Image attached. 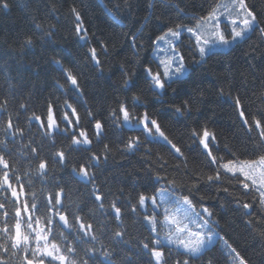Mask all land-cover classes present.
I'll list each match as a JSON object with an SVG mask.
<instances>
[{
  "label": "trees",
  "instance_id": "trees-1",
  "mask_svg": "<svg viewBox=\"0 0 264 264\" xmlns=\"http://www.w3.org/2000/svg\"><path fill=\"white\" fill-rule=\"evenodd\" d=\"M3 2L0 0V105L7 103L6 110L0 111V140L7 143L6 148L0 146V152L11 165L10 174L14 170V175H19L20 183L24 184L21 204L25 200L31 203V193L35 192L40 206L35 215L41 216L48 194L63 188L62 203L69 218L76 213L93 224L99 237L94 246L100 249L102 243L110 250L112 264H155L142 247V242L153 238L142 219L144 210L138 208L133 213L131 206L137 203L139 193L151 192L156 174L175 180L177 191L185 194L197 177L212 174L207 157L191 138V130L206 127L214 133V154L225 159L232 158V153L241 160L252 159L264 151L257 144L259 130L254 126L252 131L248 130L234 103L238 97L250 124L253 119L264 123V35L259 29L251 31L244 40L208 55L203 61L189 50L187 36L182 37L181 51L188 71L157 97L142 71V65L152 60L149 37L167 26L194 27L195 18L206 15L219 0H6L7 9L2 7ZM246 3L257 14L260 27H264V0H246ZM73 7L87 29V44L78 41L74 31L77 22L71 11ZM48 31L52 33L50 37L45 35ZM201 32L207 37L210 29L205 27ZM132 34L137 36L135 49L130 44ZM28 38L33 41L31 46L25 45ZM101 42L107 51L102 49ZM91 47L97 49L102 71L89 58ZM54 59L61 60L77 76L82 95L72 89L64 72L53 63ZM151 66L156 70L155 62ZM125 71L136 73L127 88L123 84ZM133 95L140 97L135 107ZM66 100L80 117L77 134L79 130L86 131L92 141L90 146L71 145L67 133L56 134L53 143L42 135L37 121L29 122L28 117L33 113L44 118L51 103L63 129L65 123L61 117L65 111H71L64 107ZM184 101L188 102L190 111L183 116L175 114L174 107ZM121 103L136 114L147 110L184 156L177 157L162 140L145 139L139 128L118 125L111 113L116 110L119 114ZM21 104L26 107L22 109ZM9 116L15 128L23 130V136L14 139L5 136ZM96 120L103 125L99 137L94 128ZM130 137L140 138L138 149L131 152L125 149ZM32 148L37 152L33 153ZM59 150L66 154L63 166L53 163V154ZM93 154L100 157L95 169ZM41 158L48 161L50 168L44 180L35 173ZM162 161H167L163 168ZM81 165L94 170L95 186L104 196L103 213L92 194L93 185L72 174V168ZM26 172L30 175H25ZM13 183L19 191V185ZM223 188L229 191L224 192ZM194 195V203L198 201L213 212L211 220L216 223L211 226L218 235L199 256L190 258L189 264H239L236 253L246 264H264V208L258 203V192L246 191L236 178L224 175L213 185L202 179ZM7 197V202L12 200L10 193ZM2 199L4 194H0ZM113 200L121 207L122 225L115 221L109 207ZM244 203L252 204L253 208L244 209ZM56 225L66 237L58 236L61 248L74 247L78 258L87 259L84 249L93 246L92 243L78 240L75 230L68 232ZM117 230L124 232L123 240L127 243L114 238L113 232ZM0 243H5L2 233ZM228 245L236 252L231 253ZM163 250L166 264L187 258L183 250L174 246ZM0 255L8 264H20L15 256L8 259L2 250ZM97 259L96 264H100V258ZM93 263L89 260V264Z\"/></svg>",
  "mask_w": 264,
  "mask_h": 264
},
{
  "label": "snow or ice",
  "instance_id": "snow-or-ice-1",
  "mask_svg": "<svg viewBox=\"0 0 264 264\" xmlns=\"http://www.w3.org/2000/svg\"><path fill=\"white\" fill-rule=\"evenodd\" d=\"M2 7L4 9L9 7L6 0H4ZM71 11L75 14L77 22L74 31L78 41L82 44H87L89 36L87 29L83 26L80 14L75 7ZM195 19L196 24L194 27L182 24L167 26L166 30L149 37L152 48V60L146 61L142 65V71L157 97L166 90V86H170L174 81L181 80L188 71L185 64V56L181 51L182 37L187 36L190 46L189 50L197 53L200 60L203 61L208 55L230 47L231 44L237 41L244 40L251 31L259 29V32L264 35V27H260L257 14L248 6L246 0H228V2L219 0V2H214V6L211 7L206 15ZM222 23L224 25L223 28L221 27ZM37 27L39 28L40 26L37 25ZM205 27L210 29L207 37L201 32V29ZM51 34V31L45 33L49 37ZM32 43L31 38L25 41L26 46H31ZM130 44L134 49L137 48L136 34L130 36ZM101 47L104 51H107V47L103 42H101ZM140 47L143 48L142 42ZM88 52L90 60L98 70L102 71L97 49L91 47ZM159 53H164L165 55L160 56ZM154 62L156 63V70L151 66ZM53 63L64 72L72 89L82 95L77 76L71 70L65 68L61 60L54 59ZM135 75V72H124L123 84L125 88L132 83ZM132 101L133 107H135L139 103L140 97L133 95ZM6 103L5 101V105ZM234 103L243 123L249 126L248 130L252 131L253 126L256 130H259L257 144L261 149H264V123L260 119H253L250 124L238 97L235 98ZM5 105H0V111L6 110ZM20 107L23 109L26 106L21 104ZM64 107L71 111H65L61 117V120L65 123L63 129L60 127V122L55 116L54 107L51 103L47 106L44 118L33 113L28 117V120L29 122L37 121L39 128L43 130L42 135L51 139L53 143H55L56 134L67 133L70 135L71 145L77 147L90 145L92 141L86 131L79 130L77 134V128L80 124L77 109L67 100L64 102ZM186 111H190L187 101H184L180 106L174 107V113L180 116H183ZM88 115L92 116V113L89 112ZM111 115L115 118L118 125L139 128L145 135V139L162 140L177 157L184 156L182 149L166 135L158 120L151 118L147 110L142 114H136L134 111H130L125 103H121L119 105V114L116 110H113ZM14 128L12 118L9 116L4 128L5 136H10L13 139L17 135L23 136L22 129L15 128L13 130ZM94 128L97 137H99L103 128L101 121L96 120ZM69 129L72 131L69 132ZM191 138L194 142H198V146L201 147L203 154L207 157L208 166L212 169V174L197 177L191 186L188 187L186 194L177 191L178 186L175 180L156 174L151 192L148 194L145 192L139 193L137 203L131 206L133 213H137L138 208L144 210L141 213L142 219L147 224L153 238L149 242H142V247L150 253L155 264H166L163 249L165 247L171 248L172 246L176 249H182V254L187 257L177 260L176 264H189L190 258L199 256L218 235L211 226L216 223L211 220L213 212L198 201L194 203V200H196L194 193L199 191V184L202 179L209 185H213L221 181L224 175L236 178L244 190L259 193L260 199L258 203L264 208V151L259 152L252 159L241 160L235 153L231 154L232 158L225 159L224 156L214 154L216 137L206 127L200 130L193 128L191 130ZM6 143L5 140H0V146L6 148ZM139 145V137H130L125 149L130 152L135 151ZM105 148H107V145H105ZM31 151L33 153L37 152L36 148H32ZM53 156V163L61 166L65 164L66 154L63 150L55 152ZM91 159L98 162L100 157L93 154ZM166 164L167 161H162L160 167L163 168ZM10 169L11 165L8 159L5 158L3 152H0V194H4V199L0 200V210H3L0 212V217L3 218L0 233L3 234V239L5 240V243H0V250L3 253L8 254L10 249L12 250V256H16L18 252H23L24 264H45L46 260L48 264H52V261H56L58 264H89V260L95 261L98 257L100 258V264H112V252L102 243L100 244V249L94 246L99 237L94 231L93 224L85 222L84 218L76 213H72V218H69L67 210L64 209L62 203L63 188H59L55 194H48L44 205V214L36 216L35 213L40 207L37 203L36 193H31V203L25 200L21 204L20 197L25 194L24 184L20 183L21 177L19 175H14V170L13 174H10ZM49 171L48 161L41 158L35 173L44 180ZM72 174L82 182L93 185L92 194L95 201L99 202L97 205L98 210L102 213L105 212L104 196L95 186V176L90 174L89 168L85 165H81L79 168L73 167ZM25 175H30V173L26 172ZM13 181L19 185V191ZM223 191L228 192L229 189L223 188ZM8 193H10L12 203L15 205L14 217L11 222L8 220L10 213L7 211ZM200 199L203 200V197ZM237 203L239 204V201ZM109 207L114 214L115 221L118 225H122L121 207L117 206L115 200L110 203ZM242 207L250 210L253 205L244 203ZM149 208H151V212L148 211ZM247 214H250V212ZM54 223H58L68 232L75 230L78 240L86 244L92 243L93 246L84 249V255L87 259L77 258L74 247L66 246L63 249L61 248L56 238L52 236L53 229L51 226ZM59 235L66 239L64 232H60ZM113 236L118 242L127 243V241L123 240V231H114ZM8 242H10V246ZM228 247L231 248V245H228ZM231 251L236 252L234 248H231ZM236 256L239 258V264H246V261L239 257V253H236ZM0 264H8V261L2 255H0Z\"/></svg>",
  "mask_w": 264,
  "mask_h": 264
},
{
  "label": "rangeland",
  "instance_id": "rangeland-1",
  "mask_svg": "<svg viewBox=\"0 0 264 264\" xmlns=\"http://www.w3.org/2000/svg\"><path fill=\"white\" fill-rule=\"evenodd\" d=\"M163 235V233H161Z\"/></svg>",
  "mask_w": 264,
  "mask_h": 264
}]
</instances>
